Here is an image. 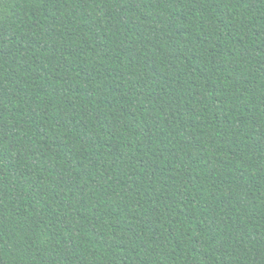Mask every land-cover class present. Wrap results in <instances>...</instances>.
I'll list each match as a JSON object with an SVG mask.
<instances>
[{
	"label": "trees",
	"instance_id": "1",
	"mask_svg": "<svg viewBox=\"0 0 264 264\" xmlns=\"http://www.w3.org/2000/svg\"><path fill=\"white\" fill-rule=\"evenodd\" d=\"M0 264H264V0H0Z\"/></svg>",
	"mask_w": 264,
	"mask_h": 264
}]
</instances>
